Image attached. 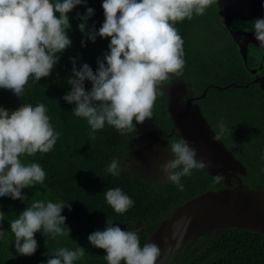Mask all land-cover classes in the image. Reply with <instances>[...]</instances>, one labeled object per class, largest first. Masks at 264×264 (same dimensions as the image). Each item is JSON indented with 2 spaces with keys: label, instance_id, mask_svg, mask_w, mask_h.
I'll return each mask as SVG.
<instances>
[{
  "label": "clouds",
  "instance_id": "clouds-1",
  "mask_svg": "<svg viewBox=\"0 0 264 264\" xmlns=\"http://www.w3.org/2000/svg\"><path fill=\"white\" fill-rule=\"evenodd\" d=\"M87 0H0V89L11 90L17 97L24 95L30 78L38 83L52 74L60 55L71 47L68 35L71 29L69 13ZM217 0H102L104 22L97 31H91L88 20L94 9L88 7L84 15L77 14L82 22L79 31L95 43L97 36L109 39L108 51L97 60L94 72L87 63L77 68L71 63L72 76L67 79L71 90L62 99L74 104L73 114L83 118L90 127L89 136L107 124L120 135L137 131L152 118L159 87L171 77L182 76L185 67L183 38L175 26L194 15L203 16ZM58 14V15H57ZM252 32L264 48V17L255 18ZM82 46H86L82 41ZM91 82L86 90L85 82ZM229 134L226 122L215 125L213 141ZM61 133L50 122L48 109L43 103L35 106L23 103L14 111L0 106V197L27 201L25 188L43 184L46 172L37 162L23 158L53 150ZM171 158L161 165L162 183L173 184L184 190L181 178L190 176L194 169L210 167V161L198 159V152L189 141L173 139L167 144ZM119 176L122 168L113 158L105 169ZM223 175L214 177L219 183ZM106 203L122 215L134 206V201L121 188H108ZM70 204L63 201L32 200L28 207L11 219L10 233L14 246L21 256L34 255L38 248L35 235L41 232L49 240L70 235L63 209ZM4 213L0 211V240L9 234L3 230ZM91 246L106 251L107 264H157L161 249L155 243L141 246L137 231L122 229L107 219L103 230L88 237ZM86 250L58 248L47 255V264H74L82 259Z\"/></svg>",
  "mask_w": 264,
  "mask_h": 264
},
{
  "label": "trees",
  "instance_id": "trees-1",
  "mask_svg": "<svg viewBox=\"0 0 264 264\" xmlns=\"http://www.w3.org/2000/svg\"><path fill=\"white\" fill-rule=\"evenodd\" d=\"M226 3L225 0H217L206 11L210 12L212 7L218 9L216 21L228 35L220 46L218 44L206 51L192 52L191 30L202 16L194 15L191 20L185 19L175 25L184 41L186 63L183 75H173L160 85L162 95H158L155 101L152 118L143 125L137 124L136 128L137 131L151 128L167 133L170 131L173 122L168 111L165 88L175 82L187 84L190 96H201L210 85H238L226 90L211 88L198 103L213 131L219 120L226 122L229 134L221 141L245 167L243 183L251 189H264V91L253 83L254 76L245 68L241 58L240 49L247 41L244 39L246 31L238 24L233 26L232 21L228 29V22L219 20V15L224 14L223 6ZM88 7L94 9V15L88 20L89 28L86 31H91L93 27L98 31L103 24L102 0H87L86 4L77 6L69 13L71 29L68 35L72 45L59 54L61 58L49 77L42 78L38 83L30 78L21 98L11 90L0 89V106L10 111L18 109L23 103L33 106L43 103L48 109L50 122L61 133L49 153H37L34 157L23 159L25 162H37L44 168L46 179L43 184H39L41 190L47 192L55 202L70 204L71 210L65 207L62 212L70 235L46 243L47 237L40 232V237L36 238V233L37 251L31 256H21L15 249L14 235L10 233L9 226L10 240H0V264H47L48 253L61 247L74 250L78 246L83 247L86 254L74 264H107L103 258L106 251L91 246L88 241L91 233L105 228L107 219L124 230L137 231L143 246L148 235L154 233L177 208L209 191L226 187L222 181L215 182L214 176L206 169H194L190 176L182 177L184 190L179 191L173 184L144 179L124 168L122 161L132 149V135L135 132L120 135L106 124L103 130L97 131L94 140L90 138L91 130L87 121L76 117L72 113L75 105L62 99L71 90L67 83V79L72 76L71 60L76 59L77 68L87 63L95 72L98 58L102 59L109 50V39L97 36L93 43L79 31L78 25L82 21L77 14L84 15ZM82 41L86 46H82ZM91 87V82L86 81V90H91ZM179 138L177 132L165 138L166 147L169 141ZM113 158L121 164L119 176H112L105 171ZM116 187L134 201V206L122 215L113 211L103 195L108 188ZM23 195L27 201L3 197L4 206L13 208L5 215L9 221L18 217L30 204L32 194L24 189ZM169 264H264V234L242 228L203 234L176 250Z\"/></svg>",
  "mask_w": 264,
  "mask_h": 264
},
{
  "label": "water",
  "instance_id": "water-1",
  "mask_svg": "<svg viewBox=\"0 0 264 264\" xmlns=\"http://www.w3.org/2000/svg\"><path fill=\"white\" fill-rule=\"evenodd\" d=\"M223 11L247 30L248 46L240 49L241 58L252 75L262 72L253 83L264 91V48L256 41L251 23L255 18L264 17V0H235L232 4H225ZM233 86L239 87L232 84L226 87L211 85L196 99H204L211 88L226 90ZM165 94L174 128L170 133L156 128L143 132V139L137 145L136 160L129 165V170L144 179L153 180L155 175L160 174L161 165L171 158L163 137H171L177 130L179 137L189 141L197 150L198 159L203 158L206 163L210 161V167L205 168L210 175L224 176L222 182L226 187L209 191L177 208L154 233L148 235L146 243L157 244L161 255L166 253L167 263L177 246L203 234L228 228L264 234V189H251L243 183L241 176L246 173L245 167L221 140L213 141L214 131L200 110H179L174 99L175 86L166 87ZM154 180H164V177Z\"/></svg>",
  "mask_w": 264,
  "mask_h": 264
},
{
  "label": "rangeland",
  "instance_id": "rangeland-1",
  "mask_svg": "<svg viewBox=\"0 0 264 264\" xmlns=\"http://www.w3.org/2000/svg\"><path fill=\"white\" fill-rule=\"evenodd\" d=\"M218 14V9L212 7L211 11L206 13V15L202 16L193 26L191 30V49L193 53H196V51L200 50L206 51L211 48H215L218 44L220 46L225 41L224 38L228 37V35L223 32L224 30L222 29L221 24L217 23L216 21V17ZM221 19L224 22H228L230 20L229 16L225 14L219 15V20ZM122 165L128 170L130 169V164L126 163ZM25 190L29 191L32 194V198H30V203L32 202V200H43L45 202L51 200L52 202H55L52 200V198H50V195L47 192H44L40 189L39 184H37L33 188H25ZM3 201H5V198L0 197V211H2L4 215H6L7 211H12L13 208H6L4 206ZM9 226V220L4 216L2 227L3 230L7 233H9ZM37 234L38 236H36V238L40 237V232H38ZM9 235L10 234H8L5 239L7 238V240H10ZM50 241L51 240L48 241L47 238L45 239L46 243H50ZM165 258H168L166 256V253L164 255H161V257L157 261V264H162Z\"/></svg>",
  "mask_w": 264,
  "mask_h": 264
},
{
  "label": "flooded vegetation",
  "instance_id": "flooded-vegetation-1",
  "mask_svg": "<svg viewBox=\"0 0 264 264\" xmlns=\"http://www.w3.org/2000/svg\"><path fill=\"white\" fill-rule=\"evenodd\" d=\"M227 3L226 4H232L235 0H225ZM232 18V17H231ZM230 21H232L234 24H233V26H235L236 24H238V25H240L245 31H246V35H245V37H244V39H246L247 41H246V43L243 45L244 47L246 46H248V35H247V30L240 24V23H237V22H235L234 20H233V18L232 19H230L229 21H228V29H230V27L232 26V23H230ZM245 42V41H244ZM242 46V47H243ZM241 47V48H242ZM260 75H262V72L261 71H258L257 73H256V75H253L254 76V79H255V77L256 76H260ZM171 86H175V88H176V95H174V99L176 100V105H177V107L179 108V110L180 109H182L183 111H192V110H200L201 111V109H200V107H199V103H198V99H196V98H198L199 96H190L189 94H188V92H187V90H188V85L187 84H184V83H182L181 81H179V82H175L174 84H172ZM211 86V85H210ZM190 101H192L191 103H190ZM172 122H173V125H172V127L170 128V131L168 132V133H170L171 131H172V129L174 128V121L172 120ZM151 129H142V130H140V131H137V132H135L133 135H132V149L125 155V157H124V160L122 161V164H132L133 162H135V160H136V153H137V150L136 149H138L137 147V145H138V143L140 142V140L141 139H143V137H141L142 136V134H143V132H148V131H150ZM160 130V129H159ZM175 132H177L178 133V131L177 130H175L174 132H173V134L175 133ZM172 134V135H173ZM165 138H167V137H163V140H164V143H165ZM164 164V163H163ZM160 173V172H159ZM136 174V173H135ZM160 176H162L161 175V173L160 174H158V175H155V178L154 179H158V178H160ZM242 177V176H241ZM146 179H149V180H152L151 178H146ZM153 179V180H154ZM155 181H157V180H155ZM233 183H234V181H232ZM187 243V242H186ZM184 244H182L181 246H177V248H175L174 249V251L172 252V254H171V256H170V258H169V260L167 261V263H165V261L166 260H164L163 261V263L162 264H169V261L171 260V257L173 256V255H175V251L176 250H178L180 247H182ZM166 259V258H165Z\"/></svg>",
  "mask_w": 264,
  "mask_h": 264
}]
</instances>
